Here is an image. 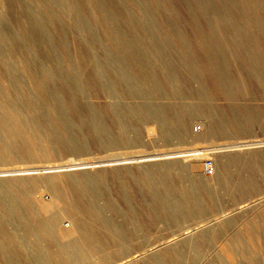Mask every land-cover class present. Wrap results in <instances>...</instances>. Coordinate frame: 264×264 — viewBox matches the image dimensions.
I'll list each match as a JSON object with an SVG mask.
<instances>
[{
    "label": "bare ground",
    "instance_id": "6f19581e",
    "mask_svg": "<svg viewBox=\"0 0 264 264\" xmlns=\"http://www.w3.org/2000/svg\"><path fill=\"white\" fill-rule=\"evenodd\" d=\"M39 1L42 4V12L36 14L24 0H0V4L3 3L0 6V64L5 65L3 68L6 72H13L16 69L15 60L4 61L2 52L20 53L21 69L30 75L37 91L45 94L49 84L62 78L58 72L67 73V70H72L85 76L88 72V60L82 57L79 63L74 65L65 42V15L47 7V2L52 0ZM61 1L75 16L80 36L87 43L93 73L88 74L91 82L85 86H88L90 91L98 94L105 73L113 77L110 79L107 74L110 81L107 89L113 96L118 95L120 91L117 84L123 82V87L132 94L146 95L153 91L161 96L169 90L167 79L170 73L166 68L170 65L158 63L162 68L159 71L157 64H149L147 60L139 58L137 40L119 29L118 21L107 15L108 10L105 7H97L98 0H78L76 3ZM7 2L9 6H12L13 2L20 6L22 15L19 20V32L22 40L19 39L17 30L8 23L7 10L4 8ZM176 2L174 4H177ZM189 2L193 3L189 9L192 8L196 14L201 15L205 22V13L211 14L212 19L207 23L211 28H208L204 35L208 42L213 39V33L218 31L217 40L223 43L224 50L230 53L233 60L244 58L246 51H249L252 53L250 63L264 69V0ZM178 3L180 5V2ZM154 4L159 10L161 6L165 7L169 15L177 20L178 10L175 11L171 0H156ZM215 5H219V8L228 6L230 10L224 15L214 7ZM92 8H99L94 12V17L104 23L102 36H98L89 23L83 22L84 9ZM160 22L165 40L183 42L186 50L191 47L192 51H196L204 47L206 39L199 31L196 32L197 28L192 22L193 30H180L179 33L172 32L168 24L163 23V19ZM212 29L215 31H211ZM191 30L197 34L193 39L188 37H193ZM45 31L54 34V43L43 39L41 32ZM232 35L243 39L235 43L232 41ZM106 39L113 44L109 45ZM44 43L50 53L57 55L55 67H47L41 61L46 57V52L41 47ZM58 49L67 59L66 66L60 64ZM106 59L114 63L108 66L105 64ZM125 61L129 65L128 73L121 66ZM186 63L191 64L189 60ZM147 66L149 68L145 69ZM194 67L195 75L202 77L208 68L203 64L198 69L197 63ZM132 72L138 73L142 83L147 85L136 88L129 75ZM2 74L6 73L3 71ZM66 78L69 77H64L62 81L72 82L71 92L74 95L68 97V100L54 98L48 105L44 103V108L36 106L41 113H36L37 110L24 112L22 106L26 104L25 100L17 101V97L3 95L0 90V264H215V258L205 261L201 253L213 250L218 241H221L222 254H227L228 257L225 256L232 264L241 262L238 260L240 255L244 256L246 261L249 258L251 260L249 254L256 251L257 245L253 235L260 229L259 221L264 220V207L259 212L260 220L247 217L246 222L244 219V227H241L240 233H234L233 236L229 234L230 237H227L229 242L222 239L224 234L221 233L227 226L237 222L239 216L258 212L261 200H244L233 206H223L225 194H231L236 189L241 193L247 190L243 180L237 181L232 176L230 159L233 157L229 155V159L225 160L223 154L234 152L233 156L238 158L241 156L238 152H249L261 143V139L248 142H215V138H223L231 131V126L235 129L241 125L237 114L228 113L227 120L228 114H224L226 111L208 113L203 133L197 134L192 132L191 124L192 119L201 111L198 103L192 106L185 102L174 105L168 102H142L133 107H121L115 103L105 112L117 124V129L113 131L111 124L101 121L98 114H84L81 111L75 95L82 92L83 88L75 78L70 82ZM2 80L0 75V81ZM203 82L201 86L205 85V81ZM148 84L149 89L145 88ZM228 92L226 93L230 96V89ZM244 125L246 122L242 123V126ZM144 132L154 136V139L155 135H160L169 141L177 139L179 143L191 140L194 147L174 151L173 155V151H169V155L164 154L165 151L163 154H151L150 151V154H141L144 157L142 159L137 158L140 151L135 155L136 160L127 162L112 161L113 159H109L111 157L104 159L102 155L103 159L98 158L96 161L84 158L85 162L81 158L83 160L78 163L79 167L68 166L66 169L62 167L73 165L72 159V164L69 159L65 160L68 164H54L49 159L51 163L46 164L51 165L45 166L42 161L57 152L87 150L88 146L83 142L85 137L97 146L105 147L110 144L140 142ZM211 154L216 156V162L214 172L208 176L209 179L189 173L197 169L200 159ZM118 157L112 158L119 159ZM125 158L128 159L129 156ZM169 158L177 159L168 160ZM23 159H36L41 161L43 166L32 167V163L31 167L20 168L18 162ZM241 159L242 157L239 158L240 161ZM134 162L136 165H131ZM83 163L91 164L80 166ZM117 164L125 165L119 168ZM9 165L20 167L9 170L5 167ZM109 167L115 168L108 171ZM84 168L101 169L98 172H70ZM30 169L41 170L28 171ZM10 171L14 173L8 174ZM211 216L214 222L221 221L219 228L211 227L210 223L206 222ZM199 217L202 219L195 224L185 225L187 221ZM65 219L69 221L67 226L64 224ZM157 223H163L166 228L172 230L183 229L184 233L180 234H184V237L173 245L167 244L163 238V243H160V239L157 246L156 242L150 240L139 243L135 241L138 236L149 234ZM169 237L172 238L171 234ZM156 248H160L158 253L141 258L142 254L145 256L144 252L151 253Z\"/></svg>",
    "mask_w": 264,
    "mask_h": 264
},
{
    "label": "rangeland",
    "instance_id": "374dc122",
    "mask_svg": "<svg viewBox=\"0 0 264 264\" xmlns=\"http://www.w3.org/2000/svg\"><path fill=\"white\" fill-rule=\"evenodd\" d=\"M28 5L36 12V14H39L42 12L41 10V3L39 0H24ZM78 0H68L69 3L73 2L76 3ZM87 1V0H85ZM99 4L97 7H105L108 10L107 15L109 17H113L116 19V22L119 25V29L122 31H125L129 36H133L138 43V56L139 58L143 60H147L149 64H157L158 70H162L161 66L158 65L160 62H164L166 64H169L170 66L166 68L168 70V73H170L169 78L167 79V82L169 83L168 89L164 95H156L153 91H149L146 95L145 94H132L128 89H125L124 82L122 84H117L119 86L118 95L113 96L107 89L110 81L107 79V74L110 79H113L112 75L109 73H105L103 76V85L102 88L98 90V94H94L92 91L89 90L88 86L86 87V83L91 82L88 74L90 75V72L93 73V67L90 64V59L88 55L90 53L87 49V43L82 40L81 38V32L79 28V24L75 19V16L70 13L69 8L61 1V0H52L47 2V7L50 8L54 12H59L62 15H65L63 24L66 26L67 29V35H66V45L69 50L70 59L75 64H78L80 59L84 57L87 62V68L88 72L85 76L78 75L72 70H67V73H59L62 78H59L58 80L52 82L49 84L47 92L45 94H42L37 91V88L34 86V83L30 79V75L26 72H24L21 69L20 65V58L22 55L20 53L15 54H5L2 58L4 61H8L10 59L15 60L16 69L13 72H6L3 66L0 64V75L2 76V81H0V90L3 95H10V97H17V101H26V104L22 106L24 112L37 110L36 106H41L42 108L44 103L48 105V102H53L52 100L54 98H60L68 100V97H71L72 95V88L71 84L72 78H75L77 82L82 86L83 91L79 92V94L75 95L76 99L80 103L81 111L86 114L90 112H94L98 114V116L101 117V121H105L107 124H111L112 130L115 131L117 129V124L113 122V119L111 116H108L105 114V112L109 111V108L112 107L113 104L118 103L121 107H133L135 105H138L142 102H148L150 104H158L161 102H168L169 104H189L194 105V103H198L199 108L201 109L200 113L197 114L192 119V132L193 133H203L205 128V122L207 121L206 115L212 112L217 111H226L224 114L228 113H235L238 116L239 121L241 122V125L239 127L232 128L231 131H229L223 138L222 136L215 138V142L222 143V142H239V141H261V145L256 146L251 151H242L238 152L237 154L241 155L242 157L241 161L239 160L240 157L235 158L232 154L225 153L223 155L224 159L228 160L229 155L233 158L232 163L230 165L232 169V176L235 180H243L245 182V186L247 190L244 193H241L238 189H236L231 194H225V202L223 203V206H233L239 201H246L249 202L251 199L253 200H259V211L256 213L249 214L247 216H239V220L235 222L231 226H227L226 229H223L221 233L224 234V237L222 238L225 241L229 242L227 237L233 236L234 233H240L241 227H244L243 221L244 219L247 221L248 219H259V212L262 210V207H264V69L262 66L257 67L256 65H253L250 63V59L252 57V53L249 51H246V56L243 58L241 57L239 60H233L230 53H227L223 48V43L219 42V34L218 31H215L212 29L211 31H215L212 35L213 39H211V42L207 41V38L204 36L207 32L208 28L210 27V24L207 26V23H209V20L211 18L210 12L205 13V17L207 18V22L204 21L203 17L201 15L196 14L194 10L189 9V6L193 5V3L189 2L190 0H176L180 2V5L175 0H171V3L175 7V11L178 15L177 20L174 19V17L170 16L168 11L165 9V7L161 6L160 10L159 7L155 8L154 2L156 0H98ZM182 1V2H181ZM206 2V0H203ZM177 4H174V3ZM194 2V1H193ZM3 3L0 4L2 6ZM78 5V4H77ZM180 6V7H179ZM217 10L221 11L224 15H227V12L230 10L228 6H224L223 8H219V5L214 6ZM4 8L7 10V18L8 23L17 30V34L20 40H22V36L19 32V20L21 17L20 12V6L17 4V2H13L12 6L8 5V2L4 4ZM81 7L79 8V10ZM96 9H84L83 11V22L89 23L93 27V31L98 35L102 36L104 35V23L98 21L94 17V12L98 10ZM182 9V11H181ZM189 11V12H188ZM179 12V13H178ZM182 12V13H181ZM187 13V14H186ZM183 14V15H182ZM182 15V16H181ZM216 15V12H214V16ZM189 16V17H188ZM188 17V18H187ZM199 17V18H198ZM201 18V19H200ZM161 19H163L164 24H168V27L172 32L178 31V33L181 31L184 32V30L191 29L193 30L192 23L197 28L196 32H200L201 35L206 39V43L204 47H200L196 49V51H192L191 47L186 50L184 47V43H178L174 39L167 41L165 40V33H163L162 27H161ZM28 20V19H27ZM189 20V22H188ZM193 20V21H192ZM200 20V21H199ZM192 22V23H191ZM203 22V23H202ZM27 23V21H25ZM108 23V22H107ZM187 23V24H186ZM187 25V26H186ZM191 27H189V26ZM185 26V27H184ZM187 27V28H186ZM191 30V34H193V37L189 35V39H193L194 35L196 37V32ZM41 35L44 40L50 41L54 43L55 37L54 34L51 31H45L41 32ZM207 36V35H206ZM199 37V35L197 36ZM232 41L236 43L240 41V39H243L241 37H235L231 36ZM218 39V40H217ZM109 45H112L113 43L108 41ZM45 44V43H44ZM42 44L41 47L45 53V58L42 59V63L45 64L47 67H55L57 65L56 56H54L52 53H50L46 47V44ZM194 50V49H193ZM185 53V54H184ZM58 55L60 56V64H63L66 66L67 59L63 57L62 51L58 49ZM186 56V57H185ZM188 56V57H187ZM200 59V60H199ZM190 61L191 64L186 63L187 61ZM201 61V62H200ZM204 61V62H203ZM203 62V63H202ZM114 63V61L106 59L105 64L108 66H111ZM195 63H197V68L201 67L203 64L205 66L207 65V71L202 74V76H199V74L195 75L196 68ZM202 63V64H201ZM121 66L126 72L128 73V62L125 61V63H121ZM149 67H145V69H148ZM194 68V69H193ZM5 72L6 74H2V72ZM66 72V71H65ZM131 75V81L135 85L136 88H143L147 84H143L139 74L132 72ZM64 77H69L67 80L70 83H66L62 81ZM243 80H242V78ZM205 85L201 86L202 83ZM248 83H247V82ZM143 84V86L141 85ZM150 88V84H148L147 87ZM212 88V89H211ZM228 89L231 91V95L228 96L227 93ZM223 91V93H219ZM227 92V93H226ZM204 95L205 97H202ZM199 96V97H198ZM28 104V105H27ZM36 113H41V111L37 110ZM206 113V114H205ZM218 114V113H216ZM219 115V114H218ZM229 114L226 115L227 120ZM250 120V121H249ZM246 122V125L242 126V123ZM198 126H202L201 130H197ZM236 128H239L238 130ZM132 134V132H131ZM154 136H150V134H147L144 132L141 136V141L134 143V144H128V143H120L117 145H106L105 147L97 146L92 141H89L86 137L84 138L86 142V145L88 146L87 150L82 151H76V150H70L66 153H59L57 152L55 155L51 157H47L43 159L44 166L45 165H51L46 163H51L49 159H51L54 164L57 163L62 164H68L72 159L73 165H66L65 167H62L63 169H66L71 167H79L78 163H81L84 158L86 160H92L96 161V159H105L107 157H111L109 159H113L112 161H120V162H127L130 160H136V154L139 153V156L137 158H144L141 154H175L174 151H184V149H189L194 147V143L189 141H183L180 142L177 139H173L171 141L164 139L160 135H155V139L152 138ZM258 139V140H257ZM163 149V150H162ZM147 150V151H142ZM149 151V152H148ZM161 151V153H160ZM167 151V152H166ZM173 151V152H170ZM117 152V153H116ZM119 152V153H118ZM121 152V153H120ZM125 152V153H123ZM128 152V153H127ZM133 152V153H132ZM137 152V153H136ZM156 152V153H154ZM169 152V153H168ZM111 153V154H110ZM116 153V154H115ZM178 153V152H177ZM108 154V155H107ZM134 154V155H133ZM102 155V157H101ZM106 155V156H103ZM120 155V156H119ZM129 156L128 159H124V156ZM136 155V156H135ZM91 156V157H90ZM101 158H100V157ZM121 158H119V157ZM132 156V157H131ZM135 156V157H134ZM90 159H89V158ZM92 157H95L92 159ZM112 157H118L119 159H114ZM75 158V159H74ZM83 158V159H81ZM88 158V159H87ZM132 158V159H131ZM134 158V159H133ZM207 158L213 159V162L215 164L216 162V156L213 154L209 156L203 157V159H200V162L198 163V167L193 172L190 171V174L198 175L202 178H208L210 174H207L205 172V162ZM69 159V160H68ZM77 159V160H76ZM108 159V158H107ZM177 158H169L168 160H173ZM27 160V161H26ZM65 160H68L67 163ZM73 160H76L75 162ZM84 159L83 161L86 162ZM123 160V161H122ZM56 161V162H55ZM183 163L184 161L181 160ZM28 162V163H27ZM72 162L70 164H72ZM77 162V163H76ZM30 163V166H29ZM32 163L33 166H32ZM40 163V164H39ZM43 163L41 161H38L36 159H23L18 162V167L20 168H27V167H42ZM75 163V164H74ZM23 166H22V165ZM26 164V165H24ZM42 164V165H41ZM91 164V163H89ZM88 163H83L80 166H86L89 165ZM127 164V163H126ZM53 165V163H52ZM77 165V166H75ZM119 165V164H117ZM125 164H120V166H123ZM130 165V163H129ZM131 165H136V162L131 163ZM11 166V167H10ZM7 169L11 168H18L17 165H9L5 166ZM14 167V168H13ZM4 168V166H3ZM4 168V169H6ZM115 167H109L107 170L112 171ZM96 169V170H95ZM101 168H84L83 170H70V172H98ZM40 171L38 169H30L28 171ZM26 171V172H28ZM8 174L14 173V171L7 172ZM234 181V180H233ZM202 218H195L193 220L187 221L185 225H193L198 220H201ZM211 220L213 223H211ZM260 220V219H259ZM258 220V221H259ZM206 222H209V226L219 228L220 222L219 220L213 221L212 216L207 220ZM264 223L263 221H259V224ZM69 223L68 219H65L64 224L67 226ZM248 224V223H247ZM261 226V225H260ZM184 228V224L182 226ZM179 231V232H178ZM183 229H168L166 228L163 223H157L147 234L146 236H138V239L135 241L137 243L150 240V242H156V245L160 242L163 243V239H165V242L169 245L175 244L178 239L183 236L184 234ZM252 232L255 233L254 229L252 228ZM176 233V234H173ZM181 233V234H180ZM228 235H227V234ZM171 234L172 238L169 237ZM180 236H179V235ZM230 234V236H229ZM169 235V236H168ZM173 235L175 237H173ZM167 236V237H166ZM179 236V237H177ZM163 238V239H162ZM169 238V239H168ZM169 241H168V240ZM172 240V241H171ZM159 241V242H158ZM158 242V243H157ZM169 242V243H168ZM174 242V243H172ZM159 243V244H160ZM115 247H112V249ZM160 249V248H159ZM158 248L154 249L149 253L150 251L144 252L141 256V258H147L150 255H153L155 253H158ZM141 252V253H142ZM193 253V252H192ZM128 254V253H127ZM150 254V255H149ZM227 255V254H225ZM221 252V241H218L216 246L213 248V250H205L202 251L201 257L203 260H208L210 258H215V264H232L230 262V259ZM249 256L251 257V260L249 258L248 261H246V258L244 256H238L241 262H237L236 264H264V244L263 249L256 245V251H254L252 254L250 253ZM202 260V261H203ZM203 264V262L201 263Z\"/></svg>",
    "mask_w": 264,
    "mask_h": 264
},
{
    "label": "crops",
    "instance_id": "0c3cea01",
    "mask_svg": "<svg viewBox=\"0 0 264 264\" xmlns=\"http://www.w3.org/2000/svg\"><path fill=\"white\" fill-rule=\"evenodd\" d=\"M261 221H263V219H261ZM262 224H263V226H262ZM261 226H260V229L259 230H256V232L258 233H255V235H253V237H254V239L256 240V243H257V246H259L260 245V247L263 249V244H264V223L262 222L261 224H260ZM255 231V230H254ZM257 234V235H256ZM260 237H259V236ZM258 237V238H257ZM255 243V244H256Z\"/></svg>",
    "mask_w": 264,
    "mask_h": 264
},
{
    "label": "built area",
    "instance_id": "2783aa9c",
    "mask_svg": "<svg viewBox=\"0 0 264 264\" xmlns=\"http://www.w3.org/2000/svg\"><path fill=\"white\" fill-rule=\"evenodd\" d=\"M202 126H198L197 130H201ZM205 172L207 174H212L214 172V162L213 159L207 158L205 162Z\"/></svg>",
    "mask_w": 264,
    "mask_h": 264
}]
</instances>
